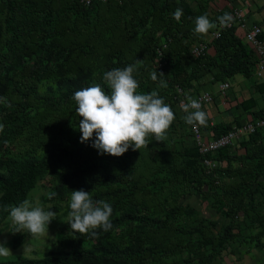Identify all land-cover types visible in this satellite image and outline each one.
I'll return each instance as SVG.
<instances>
[{"label": "trees", "instance_id": "1", "mask_svg": "<svg viewBox=\"0 0 264 264\" xmlns=\"http://www.w3.org/2000/svg\"><path fill=\"white\" fill-rule=\"evenodd\" d=\"M195 1L191 7L185 0H108L91 6L82 5L80 0H0V27L2 20L6 43L0 56V110L5 112L4 131L0 132V225L8 217L3 206H18L47 172L55 176L46 194L52 210L70 211L71 192L80 189L89 191L94 201L110 202L113 209L108 231L97 229L96 236L74 235L66 221L59 227L57 250L39 257H0V264H158L154 261L164 250L158 234L176 223L184 206L194 205L184 200L186 196L205 194L201 188L205 177L211 189L220 190L213 196L212 208L200 215L197 231H202L198 226L207 229L217 223L212 211L225 216H259L255 194L264 188V131L249 136L247 141L255 146L245 155L229 153L230 146L206 155L221 162L236 160L239 166L233 170L219 165L206 172L194 142L175 149L167 139L152 140L148 148L134 151L130 147L119 157L100 154L92 147V140L87 141L90 145L85 149L69 148L71 134L66 126L71 121L78 125L82 119L73 115L77 107L73 94L95 84L110 93L103 74L114 68L135 65L138 91H157L174 113L176 103L188 94L193 81L212 67H218L222 76L239 73L253 80L255 56L235 35L232 25L222 26L213 38V56H193L191 45L202 40V35L194 32L195 19L208 17L206 1ZM37 4L43 7L41 14L35 10ZM177 9L183 13L179 22L174 18ZM211 21L216 23V17ZM158 49L164 76L158 73L153 81L150 73L160 72ZM161 80L166 87L160 86ZM259 86L264 88L263 83ZM36 109L47 111L48 120H41L38 112L32 115L31 110ZM263 114L264 108L254 116ZM45 127L50 136L40 143L38 157L2 155L8 141L17 137L31 140ZM229 128H217L215 136ZM174 130L172 123L167 137ZM222 173L237 179L217 185V175ZM164 178L167 185H180L173 192L170 208L161 215H151L153 194L157 185L164 184ZM189 182L196 192L176 197L182 185ZM127 224L133 226V235L127 233L124 239L115 236L116 229ZM235 228L230 220L219 235L202 234V244L217 251L225 249L226 243L238 236ZM26 234L15 235L11 247L17 248ZM259 236H264V227ZM180 246L177 242L173 245Z\"/></svg>", "mask_w": 264, "mask_h": 264}, {"label": "clouds", "instance_id": "2", "mask_svg": "<svg viewBox=\"0 0 264 264\" xmlns=\"http://www.w3.org/2000/svg\"><path fill=\"white\" fill-rule=\"evenodd\" d=\"M182 14V10L177 9L174 18L179 22ZM230 19L228 14L219 18L221 24L225 25ZM215 26L207 15H200L195 19L194 32L206 35ZM135 71V65H129L105 72L103 80L110 88V93L100 84H95L73 94L72 98L77 105L75 112L82 117L78 124L80 142L92 140V147L100 154L119 157L130 147L134 151L141 150L148 148L152 140L165 141L175 121V113L157 91L146 94L138 91L139 82L133 75ZM158 73L164 76V73L158 71L150 73L153 81L158 79ZM160 86L166 87V82L161 80ZM184 111L187 113L184 117L186 123L206 125L207 113L201 110L197 100L189 98ZM3 131L4 125L0 123V132ZM69 209L68 223L74 235L96 236L97 229L108 231L112 228L111 205L103 200L94 201L89 191L72 190ZM3 211L8 212L12 233L26 231L35 240L47 239L49 225L57 218L55 212L29 199H24L18 206L5 205ZM11 254V249L0 242V257L7 258Z\"/></svg>", "mask_w": 264, "mask_h": 264}, {"label": "rangeland", "instance_id": "3", "mask_svg": "<svg viewBox=\"0 0 264 264\" xmlns=\"http://www.w3.org/2000/svg\"><path fill=\"white\" fill-rule=\"evenodd\" d=\"M42 8V6L38 7L37 4L35 10L41 14ZM1 25H4L2 20ZM2 26L0 27V56L2 52L6 50L5 34ZM35 112H38L36 115H38L41 120L47 121L50 116L47 111H38V109L31 110L32 115ZM4 113V110L1 109L0 123H2V116ZM73 115L78 116L75 111ZM74 121L76 122V120ZM71 122H69L66 126V129L71 134L69 148L72 151L78 148L85 149V147L90 144L88 142H80L81 133L78 130V125H74ZM40 124V127L42 128L43 124ZM179 124L180 123L176 122L175 125L178 129L175 128V131L171 132L167 137V141L171 144V148L175 149H178L180 146L190 144V142L192 143L191 137L189 139L187 135L186 137L182 135V132H188V123L183 122V128ZM25 134H27V132L24 133V136ZM49 136L50 130L45 127L38 130L36 132V136L31 140H27L24 137H17L12 141L7 142L2 155L6 157H38L41 152L40 143L48 140ZM225 165L226 164H223V162L221 163L222 168H225ZM236 165V163H231L226 165V167L233 170ZM235 179V177L225 173L218 174L216 184H226L234 181ZM54 180L55 176L53 173H45L44 176L37 181L35 187L31 190L27 197V199L33 201L34 203L39 202L46 210H51L56 213L57 218L49 225L48 238L35 240L31 239L30 235L27 233L22 243L17 248L11 247V239L15 235L23 232L12 233L11 231L13 228L10 226V222L7 217L0 225V242H4L5 245L11 249L12 254L9 257L17 254L26 257H39L46 251L58 249L57 241L60 238L59 227L64 222L68 221L69 210L66 208H62L58 211L51 209L52 203L46 199V194L53 185ZM161 182L164 184L159 186L157 185L155 193L153 194V212L151 213L149 211V214L151 215H161L170 208L172 204L171 200L173 199V192L176 191L177 187L180 185L171 182L167 185L165 178L161 179ZM262 183L264 184V181H262ZM256 186L257 185H255V187ZM201 188L203 193H205L204 195H199L198 198L190 195L186 196V192L191 194L196 192L195 185L189 182L187 184H183L179 193L175 195L176 197L178 194L185 195L186 198L184 200L194 205L191 207L184 206V211L181 212L175 220L176 223H173V225L169 227H164L158 234L159 240L164 246V250L159 259L154 262H157L158 264H264V236H259L264 227V188L260 189V191L255 194L257 207L256 212L259 216L254 215L255 213L250 216H247L244 213H238L237 215L234 214L233 216H225L219 212L217 213L212 211V214L216 215V219L218 220L217 223L214 226L207 227V229H203L201 226H198L202 231H197L196 227L199 225L198 219L200 215L204 212H208L207 210L212 208L211 202L213 196L220 190L217 187L211 189V184L206 177L205 183H202ZM230 220H233V224L236 226L235 232H238V236L235 240L227 242L225 249H219V251H217L216 249L210 248L208 245L202 244V234L207 235L212 233V235L217 236L221 233L226 224L230 222ZM127 233H129L130 236L133 235V226L130 224L119 226L116 229L115 236L124 239L127 236ZM175 242L179 243L181 246L178 248L173 247Z\"/></svg>", "mask_w": 264, "mask_h": 264}, {"label": "crops", "instance_id": "4", "mask_svg": "<svg viewBox=\"0 0 264 264\" xmlns=\"http://www.w3.org/2000/svg\"><path fill=\"white\" fill-rule=\"evenodd\" d=\"M191 7L196 5L195 0H185ZM208 12V18L211 21L212 17H216V25L210 29L206 35H202L201 41H196L191 45L192 47L201 43L205 46V52L209 56H213L215 51L212 47V40L214 33L221 28L220 17L228 14L230 17L234 8H239L245 18V26H240L232 18L227 21L231 23V27L234 29V33L244 43V33L247 28L253 25H259L261 27V38L264 40V0H205ZM226 26V25H225ZM194 56V55H193ZM227 82L229 88L223 89L221 85ZM260 84L254 78L248 79L241 74H235L233 76H222L218 67H212L211 71L205 73L198 79L193 81V86L187 91L185 97H181L179 102L175 105V121L174 124L180 123L183 128V122H186L185 114L181 109V100L189 99L202 92H209L212 96V101L203 107L201 110L207 113L208 119L206 125H200L207 136H215V130L221 126H233L242 122H245L254 116V113L264 108V88L257 87ZM180 88H177V91ZM181 90V89H180ZM186 127V125H185ZM175 128L177 126L175 125ZM175 131V130H174ZM188 132H182L183 136L192 138L190 127L188 124ZM191 141V140H189ZM193 142V141H192ZM187 145H193L191 142ZM248 145V146H247ZM185 146V145H184ZM255 144L250 141L242 140L234 143L228 148L229 153L236 155H245L247 149ZM236 163L234 166L237 168L239 163L236 160H223V164ZM225 168H228L226 167ZM234 168V169H235ZM236 178V177H235ZM237 179V178H236ZM235 179V180H236ZM229 183V182H228Z\"/></svg>", "mask_w": 264, "mask_h": 264}, {"label": "built area", "instance_id": "5", "mask_svg": "<svg viewBox=\"0 0 264 264\" xmlns=\"http://www.w3.org/2000/svg\"><path fill=\"white\" fill-rule=\"evenodd\" d=\"M108 0H80L82 5L91 6L96 2H106ZM120 1V0H116ZM232 20L236 21L240 26H245V18L243 13L239 8H234L231 15ZM231 23L227 22L226 26H230ZM225 26V24H221V27ZM261 27L259 25H253L246 29L244 33V42L248 45V47L252 50L255 56V64L253 67V78L259 82L264 84V40L261 36ZM219 35V31L214 33V37ZM205 52V46L201 43L195 44L191 53L194 56L201 55ZM158 69L160 72L162 69V58L161 51L158 49ZM221 87L223 89L229 88V84L224 82ZM181 93V90H178ZM183 98V97H182ZM191 99L197 100L201 109L205 107L212 101V96L209 92H202L192 97ZM189 103V99L181 100V109L184 112L185 116L187 113L184 111V105ZM195 109H190V111H194ZM190 132L192 134L193 142L198 149V152L203 156V158L199 161L200 165L205 169L206 172H210L221 165V161L211 159L206 157L208 154H213L217 150L232 146L234 143L238 141H242L248 139L250 135L264 131V114L261 116H253L249 120L230 126L228 130L217 135V136H207L204 130L201 128L199 124H189Z\"/></svg>", "mask_w": 264, "mask_h": 264}]
</instances>
